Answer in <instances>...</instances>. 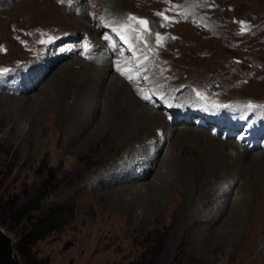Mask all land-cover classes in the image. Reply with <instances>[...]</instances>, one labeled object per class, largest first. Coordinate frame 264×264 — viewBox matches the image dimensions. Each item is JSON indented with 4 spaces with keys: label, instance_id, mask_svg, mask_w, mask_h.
<instances>
[{
    "label": "rangeland",
    "instance_id": "rangeland-1",
    "mask_svg": "<svg viewBox=\"0 0 264 264\" xmlns=\"http://www.w3.org/2000/svg\"><path fill=\"white\" fill-rule=\"evenodd\" d=\"M103 18L150 62L151 51L148 93L199 92L210 115L264 108V0H0V229L15 245L33 222L59 216L19 254L28 264H264V149L243 150L204 121L170 126L161 102L86 61ZM63 34L78 39L71 57L39 82L22 72L14 89L16 70ZM112 78L124 99L109 97ZM131 100L153 114L148 125L85 144L110 107ZM35 197L34 210L13 215Z\"/></svg>",
    "mask_w": 264,
    "mask_h": 264
},
{
    "label": "trees",
    "instance_id": "trees-1",
    "mask_svg": "<svg viewBox=\"0 0 264 264\" xmlns=\"http://www.w3.org/2000/svg\"><path fill=\"white\" fill-rule=\"evenodd\" d=\"M38 201L39 197L28 200L13 215L17 216L18 219L25 217L37 207ZM57 217L59 216L54 215V211L52 210L44 218L33 222L26 232L22 233L16 240L15 245L8 233L0 229V264H28L26 258L20 259L19 254L22 256L23 250L27 246L47 236L51 232Z\"/></svg>",
    "mask_w": 264,
    "mask_h": 264
},
{
    "label": "bare ground",
    "instance_id": "bare-ground-1",
    "mask_svg": "<svg viewBox=\"0 0 264 264\" xmlns=\"http://www.w3.org/2000/svg\"><path fill=\"white\" fill-rule=\"evenodd\" d=\"M100 71H103V70H100ZM100 71L98 72V74H100ZM99 78H101V77H99ZM108 82H109L110 89H112V90L108 91L109 97H111V99H114L117 97L124 99L125 98V92L121 89V86L123 83L122 82L119 83L117 78L116 79L112 78ZM134 106H136V105H134L132 100H131V103L129 102L128 108L125 109V110H127V113L125 110L120 109L119 107L118 108L114 107L115 109L114 108L112 109L110 107L109 108L110 110L108 111L107 114L109 116H111V115L112 116L110 118H108L107 121L106 120L104 121L103 118H101L102 120H98L95 123L94 127L91 130V133L88 135L87 139L84 141L85 144L89 141H93L97 134L99 135L102 133L101 137L104 138L107 134L116 133V137H117L118 135L123 134V131H125L126 126H128L127 130L128 129L130 130V128H136V126L138 127V125L140 123L142 125H148V123L151 121V120H149L150 118H148V117H151V115H153V114H151V112H149L142 104H138L136 106V107H138L136 109L138 112L135 113L132 111ZM126 121L130 122L129 125L125 124ZM133 124L135 126H132ZM104 126H105V129L103 128ZM121 130H122V132H120ZM85 144L82 143L81 145H83V146L80 145L81 148H83L85 146ZM79 153H80L79 155L81 156L82 152L79 151ZM152 153L155 154L154 152H152Z\"/></svg>",
    "mask_w": 264,
    "mask_h": 264
},
{
    "label": "snow or ice",
    "instance_id": "snow-or-ice-1",
    "mask_svg": "<svg viewBox=\"0 0 264 264\" xmlns=\"http://www.w3.org/2000/svg\"><path fill=\"white\" fill-rule=\"evenodd\" d=\"M61 2H62V0H61ZM158 15L163 16V13H158ZM163 18H164L165 20H168V19H169L167 16H163ZM129 19H130V20H134V21L136 20L135 17H129ZM137 22H138L139 24L143 25L145 31L148 30V29H147V23H148V22H147L146 20H138ZM241 24H243V22H241ZM157 42H158V43L161 42V37L159 36V34H157ZM85 47L87 48V46H85ZM197 96H202V94L198 92V93H197ZM247 107L251 108V107H253V105L249 104V105H247Z\"/></svg>",
    "mask_w": 264,
    "mask_h": 264
}]
</instances>
